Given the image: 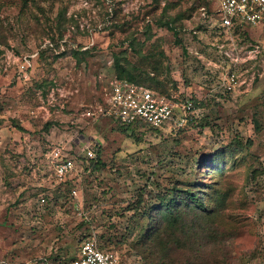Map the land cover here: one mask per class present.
I'll return each mask as SVG.
<instances>
[{"label": "rangeland", "instance_id": "1", "mask_svg": "<svg viewBox=\"0 0 264 264\" xmlns=\"http://www.w3.org/2000/svg\"><path fill=\"white\" fill-rule=\"evenodd\" d=\"M217 6L0 0V264H68L85 239L124 263L264 261V23L235 30L234 47ZM117 55L141 83L192 100L183 127L126 133L98 116ZM56 146L75 164L64 181ZM162 199L176 220H151Z\"/></svg>", "mask_w": 264, "mask_h": 264}, {"label": "built area", "instance_id": "2", "mask_svg": "<svg viewBox=\"0 0 264 264\" xmlns=\"http://www.w3.org/2000/svg\"><path fill=\"white\" fill-rule=\"evenodd\" d=\"M214 17L218 18L220 25L228 31L229 39L233 42L231 34L235 30H240L242 26L256 28L264 23V0H218ZM233 46L235 47L234 42ZM254 47L251 53H259V48ZM234 62H239V59L234 58ZM27 64L28 61L25 60L22 67H26ZM222 79L225 89L232 90V85L236 82L234 72L232 70L227 71ZM193 110L194 103L192 100H184L181 94L166 95L144 84L115 78L108 93L107 107L105 109L100 108L98 116H109L125 125H140L155 130L172 126L179 130L186 124ZM94 114L96 113H88L89 116ZM98 149L96 144L88 142L82 148L81 155L88 161L96 160ZM64 152V146H56L49 156L55 175L63 181L75 169L73 160L64 156ZM41 202L46 203V199L42 198ZM68 264L142 263L137 261L124 263L113 252L100 248L95 239H85L82 241L78 256ZM246 264H264V261Z\"/></svg>", "mask_w": 264, "mask_h": 264}, {"label": "trees", "instance_id": "3", "mask_svg": "<svg viewBox=\"0 0 264 264\" xmlns=\"http://www.w3.org/2000/svg\"><path fill=\"white\" fill-rule=\"evenodd\" d=\"M114 66H115V70H116L118 79H123V80H128L130 82L143 84L140 81H138L137 77L135 76V74L132 73L129 63L124 61V59L120 58L118 55L115 56ZM144 85H146V84H144ZM146 86H148V85H146ZM121 125H122V127H125L124 130H125L126 133H128L130 130H133V128H136V127L140 126V125H125V124H121ZM151 130H155V129H151ZM249 144H252V142L249 141ZM100 160H101V158H100V150L98 149V158L96 160L90 161L91 165L96 170L100 166V163H101ZM191 200L192 201H191L190 205H193L194 203L198 202V198L197 197L191 198ZM175 204L176 203H174V202L168 203V202H166V200L162 199L160 205L155 206V207L152 208V214L150 215L151 220H153V217H154L153 214L154 213H158L159 218H160L159 220H165V219L176 220V219H173L174 212H175V208H174ZM199 205H202V203H199Z\"/></svg>", "mask_w": 264, "mask_h": 264}, {"label": "crops", "instance_id": "4", "mask_svg": "<svg viewBox=\"0 0 264 264\" xmlns=\"http://www.w3.org/2000/svg\"><path fill=\"white\" fill-rule=\"evenodd\" d=\"M6 219H7V210L4 211L3 213L2 212L0 213V220H6ZM46 264H49V263H46Z\"/></svg>", "mask_w": 264, "mask_h": 264}]
</instances>
